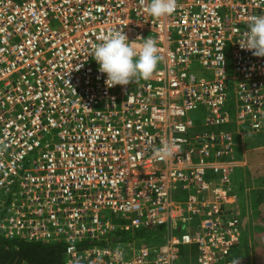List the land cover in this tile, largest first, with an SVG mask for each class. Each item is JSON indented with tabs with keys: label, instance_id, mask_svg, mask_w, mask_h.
Instances as JSON below:
<instances>
[{
	"label": "built area",
	"instance_id": "built-area-1",
	"mask_svg": "<svg viewBox=\"0 0 264 264\" xmlns=\"http://www.w3.org/2000/svg\"><path fill=\"white\" fill-rule=\"evenodd\" d=\"M149 3L0 0V234L63 242V264H246L232 257L231 176L235 136L264 133V58L238 41L264 0H176L161 19ZM115 29L136 51L138 38L157 42L151 79L106 87L89 54ZM199 109L203 123L190 118ZM139 229L164 244L107 243Z\"/></svg>",
	"mask_w": 264,
	"mask_h": 264
},
{
	"label": "clouds",
	"instance_id": "clouds-1",
	"mask_svg": "<svg viewBox=\"0 0 264 264\" xmlns=\"http://www.w3.org/2000/svg\"><path fill=\"white\" fill-rule=\"evenodd\" d=\"M175 8L176 0H150L146 12L154 19H161L173 14ZM138 39L143 43L136 51L133 47L135 42H129L121 29H115L93 45L89 55L98 65V71L106 76V87H123L141 79H151L161 60L160 49L150 37ZM238 43L242 50L251 52L254 57L264 58V15L250 18L247 30ZM163 154L169 156L170 147Z\"/></svg>",
	"mask_w": 264,
	"mask_h": 264
},
{
	"label": "rangeland",
	"instance_id": "rangeland-1",
	"mask_svg": "<svg viewBox=\"0 0 264 264\" xmlns=\"http://www.w3.org/2000/svg\"><path fill=\"white\" fill-rule=\"evenodd\" d=\"M53 28H56L57 26L55 24L52 25ZM227 74L230 76L232 74V61L230 58H227ZM227 97L228 102L226 103V110L230 112L231 116L233 117V112L235 111L236 103L234 98V83L230 82L228 83V90H227ZM205 117V112L203 109H199L196 111H193L190 113V118L193 121H199L200 123H203ZM212 130H217V128H210ZM233 126H222L221 130H234ZM240 131L246 132L248 131L247 125H242L240 128ZM245 136L243 137V142L247 145H245L244 150L249 153L250 156L253 155V150L256 148L257 150H260L259 155H256L255 157H252V160H255L259 158L260 156H264V133L259 134H251V132L244 133ZM237 138V136H235ZM239 138V137H238ZM241 139L239 138L238 141ZM237 146V142H236ZM235 146V151H237V148ZM263 160V159H261ZM249 171H254V177L257 176L254 179V182L258 185L260 183H264V179L262 182H259V179L264 177V161H259L252 163L251 167L246 169ZM244 171V170H243ZM263 173V174H262ZM260 177V178H259ZM232 185H236V192L238 195L241 194L243 189L245 188H252V179L249 176V174H245L242 172L241 168L234 169V172L231 177ZM259 182V183H258ZM244 186V188H243ZM255 192V190H253ZM255 195V194H254ZM264 202V189L260 195L251 196L250 198V204L249 207L240 208V213L237 211V206L240 204L238 203L235 211L237 216L241 220V227H242V235L240 238L239 245L234 249L232 252L233 258H242L246 264H257V261L264 260V220L263 221H256L254 219H258L260 217L259 213V204ZM105 214L107 217H110L112 219V222L117 223L119 218L118 216H114L108 211H105ZM251 220V222H249ZM246 226H244V223ZM243 223V224H242ZM138 233L142 235L144 238L139 243L145 244L150 247L158 248L161 245L164 244V234L161 230H143L139 229ZM129 236V235H128ZM110 248H115V243L109 244Z\"/></svg>",
	"mask_w": 264,
	"mask_h": 264
},
{
	"label": "trees",
	"instance_id": "trees-1",
	"mask_svg": "<svg viewBox=\"0 0 264 264\" xmlns=\"http://www.w3.org/2000/svg\"><path fill=\"white\" fill-rule=\"evenodd\" d=\"M231 131V130H230ZM259 134V133H256ZM235 138L237 142V151L234 158L240 157V140ZM232 177V176H231ZM235 185V184H234ZM262 192H258L260 195ZM264 215L258 221H263ZM118 223V222H117ZM129 235V236H128ZM144 239L142 235L138 233V230L134 233L120 231L108 238V245L113 243V240L131 241ZM90 246L86 243L83 248ZM65 244L63 242L49 243V241L33 242L29 240L14 239L12 241L6 240L0 234V264H63L65 259ZM83 250V249H82ZM81 250V251H82ZM257 264H264V260L257 261Z\"/></svg>",
	"mask_w": 264,
	"mask_h": 264
},
{
	"label": "crops",
	"instance_id": "crops-1",
	"mask_svg": "<svg viewBox=\"0 0 264 264\" xmlns=\"http://www.w3.org/2000/svg\"><path fill=\"white\" fill-rule=\"evenodd\" d=\"M245 145H247V144H245L243 141H242V139H241V144H240V159L239 160H241V170H242V172L243 173H245V174H249V176L251 177V179H252V188H245V189H243V191L241 192V194L240 195H238L237 194V192H236V185H234V189H235V194H236V196H237V204L238 203H240L238 206H237V211H238V213H240V208H245L246 209V207H249V204H250V198H251V196L253 197V196H256V195H259L258 194V192H262L263 191V189H264V183H260V184H256L255 182H254V179L257 177V176H255L254 177V171H247L246 169L247 168H249V167H251V165H252V163H255V162H259V161H264V156H260L259 158H257L256 159V161L255 160H252V157H255L256 155H259V154H261L260 153V150H257L256 148H254V149H252L253 150V155L252 156H250L249 154H250V152H251V150L249 151V153L247 152V151H245L244 150V148H245ZM238 152V151H237ZM262 154H264V151H263V153ZM238 159V158H237ZM261 159H263V160H261ZM244 170V171H243ZM260 178V177H259ZM263 179H264V177H262V178H260L259 179V182H262L263 181ZM258 182V183H259ZM243 188H244V186H243ZM253 190H255V192H253ZM255 194V195H254ZM260 206H259V211H260V213H259V215H260V217L258 218V219H261L262 218V216L264 215V202H262L261 204H259ZM258 219H254V220H256V221H258ZM249 222H251V220L249 221ZM249 222H245L244 223V226H246L245 224H247L248 225V223ZM243 224V223H242Z\"/></svg>",
	"mask_w": 264,
	"mask_h": 264
},
{
	"label": "bare ground",
	"instance_id": "bare-ground-1",
	"mask_svg": "<svg viewBox=\"0 0 264 264\" xmlns=\"http://www.w3.org/2000/svg\"><path fill=\"white\" fill-rule=\"evenodd\" d=\"M263 174V173H262Z\"/></svg>",
	"mask_w": 264,
	"mask_h": 264
}]
</instances>
